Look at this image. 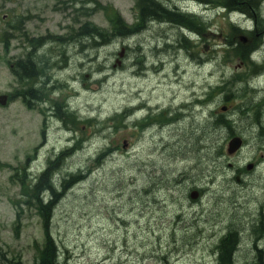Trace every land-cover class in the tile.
<instances>
[{
  "label": "rangeland",
  "instance_id": "1",
  "mask_svg": "<svg viewBox=\"0 0 264 264\" xmlns=\"http://www.w3.org/2000/svg\"><path fill=\"white\" fill-rule=\"evenodd\" d=\"M154 1L192 12L194 31L165 18L97 40L73 30L108 28L114 9L133 22L136 0H0V94H18L0 104V264H34L45 237L7 165L27 162L29 182L60 152L47 222L59 264H217L230 230L234 263L264 264V65L240 83L232 74L249 66L221 48L235 21L255 26V40H235L264 56V0L252 19L221 0ZM25 55L31 81L11 67ZM235 137L243 147L229 153Z\"/></svg>",
  "mask_w": 264,
  "mask_h": 264
},
{
  "label": "trees",
  "instance_id": "2",
  "mask_svg": "<svg viewBox=\"0 0 264 264\" xmlns=\"http://www.w3.org/2000/svg\"><path fill=\"white\" fill-rule=\"evenodd\" d=\"M137 7H138V14L140 13L141 18L145 17H164L169 18L172 20H179V22L184 25H187L189 28H194L191 25L190 18L192 16L187 15L184 16L183 13L167 10L166 8L162 7L159 3L154 0H136ZM255 0H223V4L230 9H238L241 11H245L251 13V9H255ZM114 17V14H113ZM189 21L191 22L189 24ZM119 35H124V26L119 23ZM94 28V29H93ZM126 29V28H125ZM197 30V28H196ZM233 30H236L233 27ZM245 33H249V31H243ZM251 35H254L255 32L251 31ZM84 35H93L99 37L103 40L105 36L102 32L97 30L95 27H88L84 32ZM105 40V39H104ZM241 42V41H240ZM249 47H235L239 53H246ZM17 67L19 68L20 76L23 79H28L32 77L36 72L35 64L30 60H22L17 62ZM29 92V93H28ZM27 93L30 95L31 91L27 90ZM71 120V118H70ZM62 151V150H61ZM65 155V152H60L56 159L53 162L49 163L47 166L40 171L35 177H31L32 180H29V170L27 169L26 165L19 164L17 166L12 167L13 173L10 175L11 182L18 181L21 193L24 195V201L26 204L34 202L35 207L38 209V212L42 218L43 227L45 231V242L44 248L39 250L37 255L36 263L35 264H59L58 261V252L56 244L53 240L54 237L48 230V219L51 215V210L54 208V205L57 200V193L54 191V184L52 180V171L57 168L59 160ZM16 178V180H13ZM73 179V178H72ZM72 186V180L64 181L62 184V188L70 189ZM50 192L48 199L41 198V194L43 192ZM260 226V225H259ZM235 230H230L226 234H224L217 243L216 253H217V264H235L234 263V256L237 249V239L238 234L235 233Z\"/></svg>",
  "mask_w": 264,
  "mask_h": 264
},
{
  "label": "water",
  "instance_id": "3",
  "mask_svg": "<svg viewBox=\"0 0 264 264\" xmlns=\"http://www.w3.org/2000/svg\"><path fill=\"white\" fill-rule=\"evenodd\" d=\"M0 101L1 102H4L3 96L0 97ZM240 143H241V141H240L239 138H236L235 137V138L231 139V141H230V147L228 148V151L229 152H233L236 148L239 147Z\"/></svg>",
  "mask_w": 264,
  "mask_h": 264
},
{
  "label": "bare ground",
  "instance_id": "4",
  "mask_svg": "<svg viewBox=\"0 0 264 264\" xmlns=\"http://www.w3.org/2000/svg\"><path fill=\"white\" fill-rule=\"evenodd\" d=\"M237 14V13H236ZM190 42V41H189ZM135 47V46H134ZM248 96H250V95H248ZM248 96H246V97H248ZM141 99V98H140ZM245 99V98H244ZM264 102V101H263ZM138 108V107H137ZM137 108H135V109H137ZM261 108V107H260ZM238 115V114H237ZM258 117V116H257ZM142 123V122H141ZM245 123V122H244ZM233 171V170H232ZM197 173V172H196ZM162 189V188H161ZM178 195V194H177ZM188 201V200H187ZM172 206V205H171ZM170 207V206H169ZM183 207V206H182ZM164 208V207H163ZM167 208V207H166ZM163 216V215H162ZM167 220V219H166ZM260 225V224H259ZM170 226V225H169ZM162 228V227H161ZM236 233V232H235ZM156 234H158V233H156ZM155 234V235H156ZM140 240V239H139ZM145 244V243H144ZM152 247V246H151ZM159 249V248H158ZM164 250V249H163ZM173 252V251H172ZM217 254V253H216ZM152 255V254H151ZM172 256V255H171ZM170 259V258H169ZM171 261V260H170Z\"/></svg>",
  "mask_w": 264,
  "mask_h": 264
}]
</instances>
